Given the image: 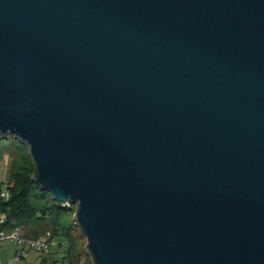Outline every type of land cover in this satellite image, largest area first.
Returning <instances> with one entry per match:
<instances>
[{
  "label": "water",
  "instance_id": "water-1",
  "mask_svg": "<svg viewBox=\"0 0 264 264\" xmlns=\"http://www.w3.org/2000/svg\"><path fill=\"white\" fill-rule=\"evenodd\" d=\"M92 264H264V0H0V139Z\"/></svg>",
  "mask_w": 264,
  "mask_h": 264
},
{
  "label": "trees",
  "instance_id": "trees-1",
  "mask_svg": "<svg viewBox=\"0 0 264 264\" xmlns=\"http://www.w3.org/2000/svg\"><path fill=\"white\" fill-rule=\"evenodd\" d=\"M30 162H32L31 158L28 160L23 157L22 167H19L16 171H12L9 179H7L6 182L1 183V185L7 184L10 195V198L6 201L0 199V214L6 216L4 228L7 230L16 226H21L22 229L30 228L32 223L37 224L39 222H45L50 216L59 218L63 211L72 209V207L68 209L59 208L53 201L52 195L41 190L40 187L36 185L33 180L36 172L34 165L31 166ZM38 196L44 201V205L41 208L34 205V201ZM31 231H35L37 236L27 235L24 231L23 233L29 237H39L46 233L40 231V228L33 226ZM50 233V243H52V239L57 235L68 239L69 245L67 256H65L64 259L68 260V264H80V258L76 254L74 248L75 236L73 235V231L64 226L61 222L54 225L53 230ZM48 255H50V252Z\"/></svg>",
  "mask_w": 264,
  "mask_h": 264
},
{
  "label": "rangeland",
  "instance_id": "rangeland-1",
  "mask_svg": "<svg viewBox=\"0 0 264 264\" xmlns=\"http://www.w3.org/2000/svg\"><path fill=\"white\" fill-rule=\"evenodd\" d=\"M13 138L0 139V179L3 180L9 179L10 173L12 171L18 170L19 167H22V159L25 157V159L30 160L29 153L27 147L19 142L18 140H15ZM15 143V144H14ZM31 163V166H33V163ZM34 205L36 207L41 208L44 205V201L40 196L36 198L34 201ZM72 207L71 210H65L62 212L59 218L50 216L48 220L45 222H39L37 224H31L33 227L40 228V231L43 232H51L53 230L54 225H57L58 223H63L64 226L67 228H70L73 231V235L75 236V252L80 258V264H92V260L90 256L85 252V245H86V238L82 235L80 230L77 228L75 221H73V216L76 213V205H70L66 209ZM37 225V226H36ZM31 226V229H32ZM26 229V228H24ZM42 233V232H41ZM57 241L60 239H64L65 237L56 236ZM66 241L65 244V251L67 253L68 249V239H64Z\"/></svg>",
  "mask_w": 264,
  "mask_h": 264
},
{
  "label": "crops",
  "instance_id": "crops-1",
  "mask_svg": "<svg viewBox=\"0 0 264 264\" xmlns=\"http://www.w3.org/2000/svg\"><path fill=\"white\" fill-rule=\"evenodd\" d=\"M3 182L6 181L1 178L0 187ZM23 231L27 235L37 236L35 231H31V227L26 229L23 228ZM64 239L58 241L56 237L52 239L50 255L48 256L41 255L35 250L24 246L26 256L17 261H15L14 258L20 247L13 241H2L0 243V264H68V260L64 259V257L67 256L65 251L66 241Z\"/></svg>",
  "mask_w": 264,
  "mask_h": 264
},
{
  "label": "built area",
  "instance_id": "built-area-1",
  "mask_svg": "<svg viewBox=\"0 0 264 264\" xmlns=\"http://www.w3.org/2000/svg\"><path fill=\"white\" fill-rule=\"evenodd\" d=\"M10 198L7 184H3L0 187V199L4 201ZM6 222V216L0 214V243L5 240L15 242L20 249L17 251L14 260L17 261L26 256V250L24 246L35 250L41 255H48L50 252V236L51 233L48 231L39 237H29L23 233L21 226H16L12 229L7 230L4 228Z\"/></svg>",
  "mask_w": 264,
  "mask_h": 264
}]
</instances>
